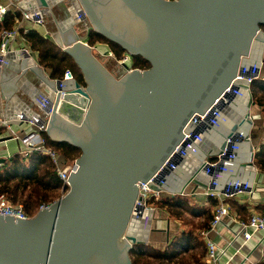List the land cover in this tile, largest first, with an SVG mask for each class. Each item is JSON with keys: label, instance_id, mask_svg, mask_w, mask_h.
Masks as SVG:
<instances>
[{"label": "water", "instance_id": "water-1", "mask_svg": "<svg viewBox=\"0 0 264 264\" xmlns=\"http://www.w3.org/2000/svg\"><path fill=\"white\" fill-rule=\"evenodd\" d=\"M51 1L27 0L23 6L28 12L34 7L49 12ZM78 1L97 34L151 67L132 72L123 67L125 76L116 80L78 36L77 15L67 22L55 21L60 42L54 44L73 58L86 89L76 80H52L29 57L16 60L18 73L11 70L13 63L0 72L1 100L7 111L20 102L19 93L30 76L52 92H64L63 100L59 101L60 93L57 96L47 134L54 143L81 150L79 169L72 172L70 189L59 201L30 219L0 216V264H132L133 250L147 244L154 219L151 211L134 215L139 185L168 160L188 122L212 107L222 109L226 122L220 130L229 127L230 132L221 131L222 141L206 152L205 165L199 162L174 195L184 196L190 185L196 187L194 192L213 188L198 179L211 154L216 157L226 150L229 154L234 144L247 149L245 166L257 169L259 147L247 134L256 106L251 88L244 91V98L231 91L227 101L214 105L241 67L264 64L260 60L264 0ZM240 99L246 102L242 116L231 120L230 110ZM19 113L5 119L16 120ZM212 115L211 111L203 125L192 129L205 136L211 128L217 130L210 125ZM151 189L168 192V188Z\"/></svg>", "mask_w": 264, "mask_h": 264}, {"label": "built area", "instance_id": "built-area-1", "mask_svg": "<svg viewBox=\"0 0 264 264\" xmlns=\"http://www.w3.org/2000/svg\"><path fill=\"white\" fill-rule=\"evenodd\" d=\"M24 1L25 0H10L8 4H4L0 1V25L6 21V16L10 12L15 14L19 11L23 17L21 21L18 20V22H16V26L13 30H4L1 32L0 72L12 63L11 59L19 60L29 57L39 64L38 53L31 50L23 43L21 30L26 32L30 30H37V28L45 26L42 20L46 17L47 11L42 9L34 12H32V10L29 12L26 9L23 10L22 5ZM67 1L72 3L71 8H69L71 15L74 17L78 15L77 25H86L88 20L84 18V12H82L83 9L78 0H52L51 3L60 4ZM20 5L21 9L19 8ZM76 7L79 9L77 10ZM22 21L30 23L31 27L24 29L21 25ZM81 40L84 43H88V38H82ZM89 46L94 50V52H102L103 48L100 49L97 46H91L90 44ZM106 55L113 56L112 52H110L108 48ZM122 58L123 59L119 62L129 63L127 64L131 69L129 72L136 71L135 69L137 68L133 69V59L128 53H126ZM262 66L263 65L255 62L253 65L241 67L240 71L237 72L232 85L226 90L221 98L216 101L214 107L219 105L221 101H227L226 94L231 91H233L232 93H234L237 97L244 98V91H246L247 88H252L255 81L261 78ZM48 73L50 74L49 71ZM53 80L65 83L74 81L75 76L74 73L69 70L62 78ZM40 86L43 91L40 93L39 97H37L36 101L32 102L30 105L28 104V106L25 105L21 107L22 110H20V113L16 116L17 119H8L3 123V126L8 128L12 140L17 143L19 156L27 157L41 153L42 155L50 158L54 167H56V173L60 181L63 183V192L68 193L70 189L68 179L72 175L73 171L77 172L79 169L77 160L72 162L70 165L63 164L57 151L51 149L47 145L44 138V134H47L49 122L52 118L54 105L57 102V96L60 93L59 101L63 100L62 97L64 96V92L58 91L55 93L42 84ZM63 87V84H61V88ZM211 111L213 112V117L210 119V125L212 127L219 128L222 123L226 122L222 109L213 111V107L206 111L203 116L201 114L194 116L188 122L183 133V139L177 145L168 160L158 170V172H156V174L148 180L147 183H141L139 185V200L137 202V210L134 212V215L151 211L155 217L158 208H154L152 206V200L164 198L162 197L164 192H154L151 187H158L159 189L166 188L168 181L167 178L178 169L179 164H181L180 162L189 158V156L198 153L204 138L201 132H197L192 129V127L203 125L205 120L211 114ZM14 124L18 125L17 131L13 128ZM240 149L241 147L239 145L234 144L231 153L228 154V150H226L225 152H222L221 155L216 156L215 160L209 159L208 161L205 175L211 177L212 181L210 186H212L214 190L213 188L204 190L205 196L219 202L218 207L215 208L214 220L211 222L209 228L210 230L202 231L199 234V237L203 240V242H205V246H207L208 264H221L220 258L222 257L221 255H223L220 248L211 239V235L217 232L218 228L226 219L230 218L232 220H237V218L235 219L232 217L228 201L233 199L238 202L248 201L252 205V208H254L257 204L252 202L253 198L257 195L264 194V183L259 180L253 182L244 181L242 179L235 180L234 182L228 183L225 187H223V189L220 188V181L222 180L221 178L223 175L225 173H229L235 166V163H237V153ZM222 162L223 164H221ZM2 166L3 165L0 164V170L2 169ZM49 206L50 205L44 204L40 207V210L46 209ZM0 216H3V218L6 216H12L21 220L31 218L27 212L22 209V207L11 204V201H9L7 196L3 195L0 196ZM238 228L239 231L235 234L233 241L241 238L247 244L258 235H262L264 239V215L260 213L252 214L247 222L241 220L238 223Z\"/></svg>", "mask_w": 264, "mask_h": 264}, {"label": "crops", "instance_id": "crops-1", "mask_svg": "<svg viewBox=\"0 0 264 264\" xmlns=\"http://www.w3.org/2000/svg\"><path fill=\"white\" fill-rule=\"evenodd\" d=\"M4 4H8L10 0H0ZM25 0L23 4L26 2ZM22 5V4H21ZM20 5V9H21ZM23 6V5H22ZM23 10H25V7H22ZM35 11V7L32 8V12ZM19 12V11H17ZM16 12V13H17ZM15 13V14H16ZM18 22V21H16ZM21 25L24 29H28L31 27L30 23L22 21ZM48 29V28H47ZM40 33L44 35V37L47 38L45 33H43L41 30H37ZM57 37V35H56ZM50 41H53V39H49ZM54 42V41H53ZM58 42V41H56ZM11 62L13 63L11 67L17 69V71L13 70L15 73L19 72V67H17V61L15 59H11ZM12 70V69H11ZM29 81V77H28ZM27 89L23 88V90L20 91L19 95L21 93L24 94L30 101H26L22 98H19V103H15V107L13 108V111H7V107L4 101L1 100V93H0V121L2 120L4 123L7 121L5 119L6 117L15 118V115L17 111L20 112L21 107L28 106L32 102L36 101L37 97H39L40 93L43 91L40 85H33L32 83L28 82ZM245 100L240 99L238 105H235L233 109H231V120L234 119V121H238L242 116L241 112L243 110V104H245ZM8 119V118H7ZM224 125V123H222ZM256 127H259L262 129V132L259 131V133L254 131V129L250 128L248 129V133L250 134V137H254L253 140L256 141L254 146L259 147L260 139L264 138V127H263V121L262 125L260 123L255 124ZM13 128L17 131L18 125L14 124ZM227 128H216L217 130H220V133L217 132V130L210 129L206 133V136L203 134V143L200 145L199 151L195 155L189 156V159L180 162L182 165L180 169H178L175 173H173L171 176L167 178V186L168 192H164L163 196L166 199H173V197L177 196L174 195V193L182 187V185L185 182V179L190 178V176L197 171L198 166L201 165L199 162H204V165L207 160V154L206 152L215 147L218 142L222 141L223 135L221 134V131L225 134H229L230 129ZM11 134L9 133L8 128L4 127L3 125L0 127V163L3 161L5 163L14 157H24L19 156L18 146L15 141L12 140ZM205 136V137H204ZM252 140V139H251ZM52 149V148H51ZM54 150V149H53ZM215 151V150H214ZM247 149H241L239 152V156H237V163H235V166L231 169L229 173H225L222 180L220 181V188L223 189L228 183L234 182L235 180H244V181H256L259 180L260 182L264 183V172H261L256 169V172H253L250 170L248 166H245L244 163L248 162L249 160V153H246ZM41 154V153H40ZM42 155V154H41ZM44 156V155H43ZM215 154H211L210 159L214 160L216 157H214ZM28 157V156H27ZM46 157V156H45ZM49 158V157H47ZM50 159V158H49ZM210 160V161H211ZM51 161V160H50ZM52 162V161H51ZM2 166V167H3ZM54 167V165H53ZM3 169V168H2ZM1 171V170H0ZM236 171V175H234ZM56 172V167H55ZM57 174V173H56ZM58 176V175H57ZM60 180V179H59ZM202 184L207 185L210 184L212 179L211 177L202 174L200 179ZM63 188V186H62ZM196 187L193 185H190L189 188H187L184 197H187L191 199L193 202L192 204L194 207L201 208V209H207V207L210 206L211 198H208V196H205V192L203 188H200L196 192H194ZM193 191V192H192ZM193 193L195 196H192ZM216 201V200H215ZM253 203H256L257 206L251 209H247L252 214H258L259 212L256 211L258 206L260 204L264 203V194L257 195L252 200ZM229 204V203H228ZM219 205V202L217 203ZM216 205V206H217ZM230 206V212L232 213L233 218H237V220H232L230 218L226 219L224 223L218 228L217 232L213 233L211 235V239L217 244V246L222 251L220 258L221 264H264V239L262 235L255 236L250 243H245L243 239L239 238L233 241L235 234L239 231L238 223L242 220L247 222L248 217H245V220L238 219V214L233 212ZM218 207V206H217ZM159 210V211H158ZM157 212H159L160 216L154 217V221L151 224V227H149V234L146 236L147 240V247H151L155 250H161L165 251L167 248L169 250H174L170 260H165V264H208L207 258V246H205V242L199 237L200 232L203 230L199 229V226L202 225L205 222V217L202 213H199V211L195 210L191 214H186L183 219L181 220H173L169 216V214L166 213V211L162 209H158ZM211 217L213 214L215 215V208L212 205L211 207ZM229 221V222H228ZM233 222V223H232ZM211 225V224H210ZM191 234L193 233L194 238H198L199 242L195 239H190L189 236L184 237V233ZM183 237V238H182ZM175 240V241H174ZM176 242V243H175ZM175 243L173 246L172 244ZM171 246L173 248H171ZM154 261L153 259H151Z\"/></svg>", "mask_w": 264, "mask_h": 264}, {"label": "trees", "instance_id": "trees-1", "mask_svg": "<svg viewBox=\"0 0 264 264\" xmlns=\"http://www.w3.org/2000/svg\"><path fill=\"white\" fill-rule=\"evenodd\" d=\"M6 21L0 25V45H1V32L4 30H13L16 26V21L22 20V14L17 12L16 14L9 13L6 16ZM23 43L34 52L38 53V59L40 66H43L47 71L51 73V78L60 79L64 74L71 70L75 72L76 81L85 86L83 76L78 71L77 65L73 62V58L67 55L62 49L54 44L53 41L48 40L42 33L37 30L23 31L21 30ZM110 43L103 36L99 34H93L89 42L90 45L94 43ZM111 45V44H109ZM117 57H120L125 53L122 47L112 46ZM135 67L141 70L150 69V64L144 61L140 57L135 58ZM261 79V78H260ZM255 81L252 92L256 104L261 108L264 115V80ZM264 127V124H263ZM44 138L47 145L58 150L65 160L74 162L81 155V150L74 148L68 144L53 142L49 139L47 134H44ZM264 140V138H263ZM261 141L258 151L255 156V166L259 171L264 172V141ZM215 160V159H214ZM0 171V196H7L9 201H12L14 205L22 206L25 211L30 214V210L37 208L41 203L47 202L50 194L58 189H61L63 183L59 180L55 172V167L49 158L41 155L40 153L34 154L28 157H14L7 161ZM157 200V201H156ZM211 203L207 209H201L194 207L192 200L184 196H175L173 199L157 198L152 200V206L166 211L171 219L181 220L186 214L193 213L194 209L202 213L205 217V222L199 226L200 230H210V224L214 220V214L211 217L212 205L216 208L217 201L210 199ZM235 199L229 200L233 212L238 214V219L245 220V217L250 216L249 211L243 205H239ZM217 205V206H216ZM40 210V209H39ZM38 210V212H39ZM260 214L264 215V203L260 204L257 210ZM37 212V214H38ZM27 213V214H28ZM28 214V215H29ZM36 214V215H37ZM32 217V215H29ZM249 218V217H248ZM184 237L189 236L190 239H195L199 242L198 238L193 237V233L188 234L185 232ZM183 238V237H182ZM175 241V240H174ZM176 243V242H175ZM175 243L172 245L174 246ZM171 248H173L171 246ZM151 251V252H150ZM174 250L165 251L150 249L147 245L135 247L132 253V264H165V260H170ZM148 259H153L152 262Z\"/></svg>", "mask_w": 264, "mask_h": 264}, {"label": "rangeland", "instance_id": "rangeland-1", "mask_svg": "<svg viewBox=\"0 0 264 264\" xmlns=\"http://www.w3.org/2000/svg\"><path fill=\"white\" fill-rule=\"evenodd\" d=\"M79 2V1H78ZM71 5L72 3L71 2H63V3H60V4H52V9L51 11L47 12L46 14V17H44V20H42V22L45 24V26L48 28L49 32H54L56 33L57 37H56V40L58 42L60 37H59V34L58 32L56 31V24H55V21L58 20V21H62V22H67L69 19H73L74 16L71 15V12L69 11V8H71ZM28 23V22H27ZM76 27V32L78 33V36H80V38H88V44L92 38V35L93 34H96V32L93 30V27L92 25L90 24V21L88 20L87 21V24L86 25H75ZM32 31V30H31ZM23 38V37H22ZM54 41V40H53ZM91 46H97L98 48L102 49V48H108L110 50V52H112L113 56H110V55H106V54H103V52H94V55L95 57L99 60V62L104 65L107 70L113 75V77L117 80H120L122 77L125 76V73H126V70L123 68V67H120V64H118V62L120 60H122L125 56V54L127 53H124L122 54L120 57H117V55L115 54L113 48H111L108 43H94V45H91ZM255 56H258V55H255ZM260 60H264V53L261 54L260 53ZM132 59H133V64L135 62V58L132 56ZM74 62V61H73ZM76 65V64H75ZM78 67V66H77ZM135 64L133 66V69H135ZM136 70V69H135ZM140 70V69H139ZM78 71L79 73L82 74L80 68L78 67ZM143 71V70H142ZM74 73V76H75V72L73 71ZM51 75V73H50ZM83 76V75H82ZM76 77V76H75ZM84 79V78H83ZM76 80V78H75ZM260 80H264V64L262 66V73H261V79ZM29 82L32 83L33 85H41V83L37 80V78H35L34 76H30L29 77ZM85 89L88 87V85H85L83 86ZM254 90V87L252 86L251 88V91L253 92ZM19 98H22L26 101H30L26 96H24L23 93H21L19 95ZM255 101V100H254ZM256 106H258L256 104ZM260 111H261V114H262V120H263V124H264V115L262 113V110L261 108L259 107ZM48 135V134H47ZM49 139L51 140L50 136H49ZM263 139H260V142H259V145L261 143ZM52 141V140H51ZM264 141V140H263ZM56 150V149H55ZM60 159H61V162L63 164H66V165H70L71 162L65 160V158L62 156V154L56 150ZM258 151V150H257ZM67 192H63L62 188L61 189H58L56 190L55 192L51 193L50 194V197L49 199L47 200V202H43L40 204V206L44 205V204H47V205H51L53 203H56V201H59L64 195H66ZM180 196V195H179ZM177 195V197H179ZM157 201V200H156ZM240 206L243 205L245 206L247 209H251L252 208V205L250 204V202L248 201H242V202H237ZM11 204H13V202L11 201ZM14 205V204H13ZM15 206H18V205H15ZM19 207H22V206H19ZM22 209L25 210L24 207H22ZM40 209V207L38 206L37 208H34L32 210H30V214L32 215V217H35L38 210ZM159 209V208H158ZM159 211V210H158ZM28 213V212H27ZM29 214V213H28ZM29 214V215H30ZM156 216V215H155ZM148 246V245H147ZM150 249H153L150 247ZM156 249V248H155ZM151 252V251H150ZM131 259H132V256H131ZM145 260H147V262H149V260L151 259H148L146 258ZM152 261V260H151ZM153 262V261H152ZM156 264V263H154Z\"/></svg>", "mask_w": 264, "mask_h": 264}, {"label": "bare ground", "instance_id": "bare-ground-1", "mask_svg": "<svg viewBox=\"0 0 264 264\" xmlns=\"http://www.w3.org/2000/svg\"><path fill=\"white\" fill-rule=\"evenodd\" d=\"M2 2V1H1ZM76 9L78 10L79 8L78 7H76ZM47 14V13H46ZM75 15V14H74ZM69 24V23H68ZM67 26V24H65V27ZM37 30H41L43 33H45V35L46 36H48V38L50 39H53L54 40V42H56L57 40H56V33H54V32H49V30L47 29V27L46 26H42L41 28H37ZM102 52H103V54H106V52H107V49L106 48H103L102 49ZM257 53V52H256ZM131 56V55H130ZM131 58H132V56H131ZM118 64H120V67H126V66H128L127 64H129V63H121V62H119ZM131 65V64H130ZM11 69L12 70H15V71H17V69H15V68H13V67H11ZM130 71H131V69H130ZM28 83H24V88L25 89H27L26 87L29 85H27ZM251 113H252V115H251V121H253V126H251V127H253V129H254V131H255V129H256V131L259 133V131L260 132H262V129L261 128H259V127H256V123L258 124V123H260V125H262V114H261V111H260V109H259V106H255V107H253L252 109H251ZM251 142H252V144H254L255 145V143H257L258 141H257V139H256V141L255 140H253L254 139V137L252 136L251 137ZM157 216H160V214H159V212H157ZM153 221H154V219H153Z\"/></svg>", "mask_w": 264, "mask_h": 264}, {"label": "flooded vegetation", "instance_id": "flooded-vegetation-1", "mask_svg": "<svg viewBox=\"0 0 264 264\" xmlns=\"http://www.w3.org/2000/svg\"><path fill=\"white\" fill-rule=\"evenodd\" d=\"M109 44H111V43H109ZM109 44H108V45H109ZM111 45H112V44H111ZM111 45H109V46L111 47ZM112 46H114V45H112ZM125 53H126V52H125Z\"/></svg>", "mask_w": 264, "mask_h": 264}]
</instances>
